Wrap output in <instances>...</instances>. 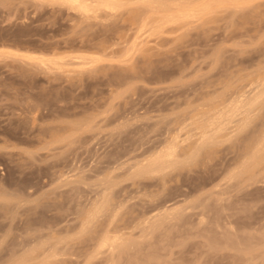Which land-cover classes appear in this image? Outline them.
Instances as JSON below:
<instances>
[{"label": "rangeland", "instance_id": "1", "mask_svg": "<svg viewBox=\"0 0 264 264\" xmlns=\"http://www.w3.org/2000/svg\"><path fill=\"white\" fill-rule=\"evenodd\" d=\"M95 1L0 0V264H264V98L193 146L264 76V0Z\"/></svg>", "mask_w": 264, "mask_h": 264}, {"label": "bare ground", "instance_id": "2", "mask_svg": "<svg viewBox=\"0 0 264 264\" xmlns=\"http://www.w3.org/2000/svg\"><path fill=\"white\" fill-rule=\"evenodd\" d=\"M62 1L65 2V3H67V4H69V5H71L72 7L75 6L77 8L83 9V11H85V13H86V11H89L90 10L85 5H83L80 2V0H62ZM117 1L118 0H115L113 2H117ZM95 2H97V0ZM105 2H108V3L102 4L105 8H108V9L115 8L113 6L115 4H113V3L110 4L111 1L109 3V1H106L105 0ZM121 3H123V2H121ZM94 4H96V3H94ZM121 5H122V7L124 6L123 4H120V6ZM93 6H95V5H93ZM117 6H119V5H117ZM92 10H94V9H92ZM95 10L97 11L98 9L96 8ZM96 13L91 12V14H93V15L96 14ZM83 15L85 16V14H83ZM96 15H94L95 18H96ZM86 16H87V14H86ZM88 17L90 18V16H88ZM263 75H264V73L262 74V76ZM257 79H258V81L255 80V81H257V84H256L257 86H254V87H256L255 88L256 90L255 89H252L249 92L248 91L246 92L245 91V88H247V87L244 88L242 85L241 86H238V87H235L234 90H231L227 94L222 95L216 102H213L210 105V107L204 112L203 115L206 114V122H205V124L200 125L201 127H197L196 128V129L199 130V132H198V138H196L197 140L193 144V146H196L197 147V149H196L197 151L198 150L201 151V149H203L206 145H212L213 146L217 139H220L222 141V138H220L219 136H218L219 138L216 137V136H214L215 134L214 135L211 134V131H213V130L216 131V129L218 128V126L224 120H226V122H230V119L231 118L233 120V117L240 116L239 121H238V124L235 126V127H237L236 130H234L236 132L239 129L242 130V129L246 128V126L249 124L250 120L254 119L253 118L254 117L253 114H256V113H253L252 114L253 117H252L251 113L253 111H256L257 108H254L256 110H254V109L252 110V107L255 106V105L257 106V104L263 105V103H262L261 100H263L262 98H264L263 97L264 96V76L263 77H260L259 76V78L257 76ZM249 82H251L250 85H252L253 82L252 81H249ZM255 83L256 82H254L253 84H255ZM252 91H254V92L252 93ZM227 113H230V117H228V118L225 119V116H226ZM193 122H195V121L193 120ZM218 129H220V128H218ZM173 141H174V139H173ZM208 141H210V142L208 143ZM217 144H218V142H217ZM176 146H177V143H176V141H174L173 143L168 144L167 147L163 146L164 149H160V152L157 151L158 154L156 156L153 155L154 157H153V159L151 158L152 159V160H150L151 162L148 161V163H147V161L145 160L146 163H147V165H148L147 167H146L145 164L143 165V167L145 166V170H146L145 172H147L149 170H154L156 172L158 170V171H160L159 173H161V172L163 173L164 169H166V171H167L168 170L167 168H171L175 164H177L178 162L175 161L176 159L174 160V158L176 157V150H175ZM219 146L220 145H217V146H214V147H219ZM208 150H210V152L208 153V154H210L211 153V149H208ZM189 154L190 153H188V155ZM205 155H207V154H205ZM196 157H198V156H196L195 154H190V156H189V158H191L192 160H194ZM253 158H254V160H256L258 157L253 156ZM261 158H262V156H261ZM261 158L259 157V159H261ZM149 162H150V164H149ZM185 163H186V161H185ZM138 171L141 173V170H138ZM145 172H142V173H145ZM151 174H154V173H151Z\"/></svg>", "mask_w": 264, "mask_h": 264}]
</instances>
